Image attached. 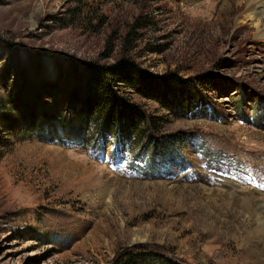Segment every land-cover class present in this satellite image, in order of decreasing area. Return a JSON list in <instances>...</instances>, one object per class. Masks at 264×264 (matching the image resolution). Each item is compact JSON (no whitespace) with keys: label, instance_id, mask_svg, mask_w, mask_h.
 I'll list each match as a JSON object with an SVG mask.
<instances>
[{"label":"rangeland","instance_id":"rangeland-1","mask_svg":"<svg viewBox=\"0 0 264 264\" xmlns=\"http://www.w3.org/2000/svg\"><path fill=\"white\" fill-rule=\"evenodd\" d=\"M240 2L0 0L1 118L9 97L23 124L67 115L102 94L87 64L127 58L137 87L125 66L104 99L120 128L143 119L140 138L100 141L105 112L91 114L78 144L0 131V264H114L135 246L168 264H264V40ZM163 135L186 140L156 158Z\"/></svg>","mask_w":264,"mask_h":264},{"label":"trees","instance_id":"trees-1","mask_svg":"<svg viewBox=\"0 0 264 264\" xmlns=\"http://www.w3.org/2000/svg\"><path fill=\"white\" fill-rule=\"evenodd\" d=\"M80 11V9H79ZM78 9H74V14L78 15L80 12ZM63 25H67L66 23H63ZM130 32H127V36H129ZM127 40V37H125ZM130 67L133 69V73H135V66L133 67L132 63L129 62L127 58H122L120 61H118L115 65H109V66H100L96 65L94 63L87 64V68L90 69L89 71H92L91 75V85L95 86L98 85V89H100L99 92L100 96L97 95V97L93 98L92 100L89 99L85 103V105L77 106V105H70L69 102L67 103V107L63 110L66 112L67 109V115L65 113L59 114H51L50 111H37L32 112L29 116V121L27 124L30 126V129L32 130L33 134L43 140L47 141H54L57 140L62 144L67 143H76L84 142L85 140V134L86 130L88 129L87 122L90 119L91 114L97 115L100 111H104L105 114H103L104 118L102 121L98 122V124H95V127L97 128V134L100 138V141L102 140L103 135H107L108 132L109 136L113 135L115 136V133L122 134V136L126 139L127 135L130 133L131 136L135 137L138 135L140 138L142 128L140 127L141 123L143 122V119L141 117V114L139 112H135L134 116L125 117L122 124L123 127H119V122L117 123V119H121L117 113L119 112H113V105H109V102L106 100L107 97L111 98L109 96H106V99H104V95L106 94V91H108L107 85L110 79H115L119 77V73L123 72V67ZM133 80L130 82L128 80L127 83H129L131 86L137 87V83L139 80L137 79V74H134ZM76 78L78 80H83L82 76L79 75ZM169 81L176 80V78H170L168 76ZM85 82V80H83ZM87 83V81H86ZM97 89V90H98ZM189 93V92H187ZM71 97H76L75 95H72ZM191 99V103L189 104L188 109H190L193 106V102L200 103V101H195L194 97L188 96ZM187 97L184 96L180 99V105L182 107L186 106L187 101L185 100ZM13 107V110L11 111V108H8L5 103L3 107L6 108V114L2 115V118L0 117V131H8L9 133L17 132L18 130H22L24 128H28L27 124L21 123V120L17 116V110L20 112L21 110H24L22 108L23 106L20 105V101H15L13 97L8 98V102ZM187 107V106H186ZM106 108V109H105ZM21 113V112H20ZM132 117H135L134 119H131ZM110 118V119H109ZM105 119L107 120V123L105 126L103 125ZM67 120L71 121V124H67ZM140 121V122H139ZM29 129V128H28ZM115 132V133H114ZM114 133V134H113ZM117 136V135H116ZM115 136V137H116ZM114 137V138H115ZM150 137V136H148ZM117 138V137H116ZM4 139L0 135V140ZM160 140V144L157 145L154 149H151L150 152L152 155L154 154V157H164L166 155L170 156V152H174L175 150H179V146L184 145L185 138H179L178 136L174 135H163L160 138H157ZM169 260L167 259L166 255L157 253L156 251L145 248V247H129L127 249H122L120 253L117 254L114 264H168Z\"/></svg>","mask_w":264,"mask_h":264},{"label":"bare ground","instance_id":"bare-ground-1","mask_svg":"<svg viewBox=\"0 0 264 264\" xmlns=\"http://www.w3.org/2000/svg\"><path fill=\"white\" fill-rule=\"evenodd\" d=\"M239 6L238 18L241 17V20L252 22L255 26L257 37L264 40V0H245L243 3L240 2ZM261 207L264 209V201Z\"/></svg>","mask_w":264,"mask_h":264}]
</instances>
